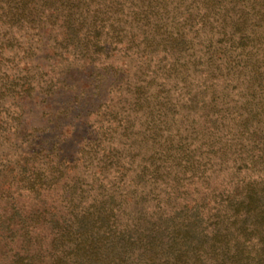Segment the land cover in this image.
Instances as JSON below:
<instances>
[{"label":"rangeland","instance_id":"obj_1","mask_svg":"<svg viewBox=\"0 0 264 264\" xmlns=\"http://www.w3.org/2000/svg\"><path fill=\"white\" fill-rule=\"evenodd\" d=\"M66 1L49 0L20 22L0 3V235L9 238L0 264L27 248L29 225L28 247H46L55 233L48 220L67 212L77 189L119 194L126 223L136 211H176L264 178L250 162L264 141V94L253 97L248 85L264 73V23L252 0H83L91 53L69 85L60 75L68 69L45 59L50 45L67 56ZM204 85L198 108L191 100ZM61 163L52 185L44 177H59ZM26 179L43 186L27 191ZM12 223L16 232L5 229Z\"/></svg>","mask_w":264,"mask_h":264},{"label":"trees","instance_id":"obj_2","mask_svg":"<svg viewBox=\"0 0 264 264\" xmlns=\"http://www.w3.org/2000/svg\"><path fill=\"white\" fill-rule=\"evenodd\" d=\"M48 1L6 0L3 9L7 6L10 17L20 22L19 17L34 18L41 9L50 8ZM82 1L67 0L61 4L60 44L66 47L62 48L67 56L59 53L54 45L49 46L45 56L47 62L68 69L60 73L67 76L61 81L67 85L70 84L68 76L87 72V56L91 53L84 35L87 27L80 10ZM251 6L264 23V0H252ZM186 36L183 33V50L189 45ZM71 58L75 71L69 68ZM256 73V79H249L248 84L254 90L253 97L259 92L264 94V73ZM53 82L52 79L48 83L52 96L59 92ZM203 92H208L206 85L201 86L191 100L198 108L204 107L200 104L204 102ZM251 118L245 125L256 120L257 115ZM1 131L6 136L5 130L1 128ZM250 162L254 167L264 168V141L256 146ZM62 168V163L56 167L59 177L49 174L44 178L50 179L52 185L60 183ZM23 181H27L26 190L30 192L43 186L37 180ZM75 195L77 198L66 207V215H60L59 211L48 220L55 233L46 247L36 251L28 247L34 234L29 225L24 235L27 248L18 252L9 264H264V178L258 175L238 180L231 188L208 193L207 198L184 205L183 209L166 211L160 206L158 210L136 211L129 215L126 223L120 219L119 194L94 195L77 189ZM15 215L25 220L17 210ZM17 224H9L5 229L16 232L13 228ZM3 231L0 225V233ZM8 239L0 235V249L6 247ZM10 240L13 241V237Z\"/></svg>","mask_w":264,"mask_h":264}]
</instances>
